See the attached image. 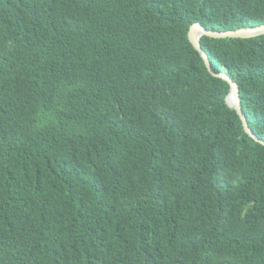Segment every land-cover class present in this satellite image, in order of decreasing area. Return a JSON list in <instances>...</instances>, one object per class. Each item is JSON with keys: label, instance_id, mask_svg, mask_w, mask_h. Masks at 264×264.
I'll use <instances>...</instances> for the list:
<instances>
[{"label": "trees", "instance_id": "obj_1", "mask_svg": "<svg viewBox=\"0 0 264 264\" xmlns=\"http://www.w3.org/2000/svg\"><path fill=\"white\" fill-rule=\"evenodd\" d=\"M195 22L264 0H0V264H264V145ZM201 46L264 139V35Z\"/></svg>", "mask_w": 264, "mask_h": 264}, {"label": "water", "instance_id": "obj_2", "mask_svg": "<svg viewBox=\"0 0 264 264\" xmlns=\"http://www.w3.org/2000/svg\"><path fill=\"white\" fill-rule=\"evenodd\" d=\"M260 35H264V23L257 26L242 27L238 29L220 31L215 29H207L200 22H195L190 25L187 32V37L189 42L200 54L208 72L212 76L221 78L229 84V92L226 96V103L229 107L234 109L237 115L239 116L244 132L254 141L264 145V139H261L257 135H255L248 125L246 116L242 111L240 96H239V86L237 82L228 73L214 71L213 68L211 67V63L209 61V57L207 53L203 50L201 46V38L203 36L211 37V38L246 39V38L257 37Z\"/></svg>", "mask_w": 264, "mask_h": 264}]
</instances>
